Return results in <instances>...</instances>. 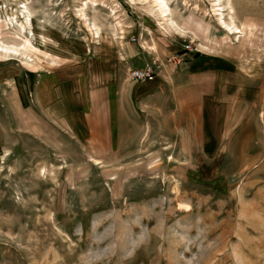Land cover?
Here are the masks:
<instances>
[{"label": "rangeland", "instance_id": "374dc122", "mask_svg": "<svg viewBox=\"0 0 264 264\" xmlns=\"http://www.w3.org/2000/svg\"><path fill=\"white\" fill-rule=\"evenodd\" d=\"M214 1L171 0L175 31L144 1L85 22L86 0H0V40L27 51L0 56V264H264V0L230 1L233 35ZM159 45L178 67L134 84L129 48Z\"/></svg>", "mask_w": 264, "mask_h": 264}, {"label": "bare ground", "instance_id": "6f19581e", "mask_svg": "<svg viewBox=\"0 0 264 264\" xmlns=\"http://www.w3.org/2000/svg\"><path fill=\"white\" fill-rule=\"evenodd\" d=\"M108 1L109 0H102V3L105 4ZM139 1H144V2L148 3L151 6L152 9L151 8L150 9L152 11H153V9H155V11H153V12H156V14H157L156 16H158V18L160 19V20H158V24H159V27L161 30H169V29L175 30V31L180 30V27H179L177 21L174 19V14H173V11L170 7L171 0H131V2H133V3L139 2ZM230 1L231 0H228V2H226L227 5L223 6L224 4H221V5L219 4V3H221V0H215L214 2H216V3L213 4V12H214V15L217 16V18H218L217 20H218L219 24L223 28H225L226 31H231L232 35H233V34H235L236 31H237L236 33H238L239 29L237 28L236 23L234 21V18L232 16L230 17L229 22L226 21V19H225L226 15H225V11H224L225 9H227L230 13H232L234 11V8L231 5ZM88 2L97 6L96 4H97L98 0H86V2L84 4H82V8H81L80 12H81V18H83L84 20L83 19L82 20L85 22L87 21L86 18H88L86 15L87 4H89ZM22 4H24V5L20 6L19 8L22 11L20 13H22V15L24 17V20H25L24 23L23 22L20 23L18 21V17L15 15H13L14 18L12 20H10V22L15 20L17 25L20 27V32L25 33L26 27L32 26V24H31L27 4L26 3H22ZM150 9H149V11H150ZM112 10H113V8H112ZM153 12H151V13L155 14ZM96 25H91V27L92 26L95 27ZM36 26H37V29L39 30V32H38L39 35L43 36L44 35L43 26L41 24H37ZM89 27H90V25H89ZM120 27H122V25H120ZM20 46L21 45H19V44L18 45L13 44V43L8 44L7 42L1 41L0 42V55L1 56H7L10 54L26 55L27 51L26 50L21 51Z\"/></svg>", "mask_w": 264, "mask_h": 264}, {"label": "crops", "instance_id": "0c3cea01", "mask_svg": "<svg viewBox=\"0 0 264 264\" xmlns=\"http://www.w3.org/2000/svg\"><path fill=\"white\" fill-rule=\"evenodd\" d=\"M159 48H160L159 52L154 51L155 56H152V57H151V54H153V51H148V52L139 51V50L137 51L136 48H129V54L132 57L131 60L134 63V68H144L145 66L152 64L154 60H158L162 64H164V68L162 69L161 73L159 74V76L155 80L138 82V83L134 82V84L140 85V87L146 86V84H155L157 86L163 87V73H164V75L166 73H168L170 75L169 71H173L178 67L181 60L177 59V57L175 55L176 51H170V50L164 48L162 45H159ZM182 51H184L183 48H182ZM185 53H187V54H185V56L190 54L188 52H185ZM3 57H5V56H3ZM140 57L142 58L141 60L135 61L136 58H140ZM170 58H175L176 61L175 62H173V61L168 62V59H170ZM185 59H187V58H185ZM165 61H166V63H165ZM220 64H222L221 65L222 67L228 66V64L225 61L222 62L221 60L219 61L215 58L204 57V58L195 59L194 63L191 65V69L194 72H199V73L203 72V76H207V77L211 76L210 74L212 73L215 75L214 78L215 79L219 78L218 81H220L221 78H224L225 75L228 74L224 68H222L221 66L218 67ZM215 81L217 83V80H215ZM228 87L231 88V86L226 85L223 82V85L221 87L223 94H225V91L229 90ZM237 94H238V92H237ZM212 97H213V94H211V96H209L207 99L210 100V98H212ZM214 98H215V100L218 99L217 96H214ZM219 98H223V96L219 97ZM214 103H216V102H214Z\"/></svg>", "mask_w": 264, "mask_h": 264}, {"label": "built area", "instance_id": "2783aa9c", "mask_svg": "<svg viewBox=\"0 0 264 264\" xmlns=\"http://www.w3.org/2000/svg\"><path fill=\"white\" fill-rule=\"evenodd\" d=\"M136 39L133 38V41ZM183 46V50L185 52L196 53L199 52V48L195 46L193 42H185ZM175 62V58H170L168 62ZM164 68V64H162L158 60H154L152 64L145 66L144 68H131L128 71V78L130 81L133 82H145V81H153L155 80L159 74L161 73L162 69Z\"/></svg>", "mask_w": 264, "mask_h": 264}]
</instances>
